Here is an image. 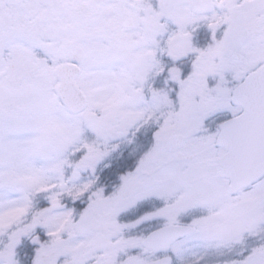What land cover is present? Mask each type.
Returning a JSON list of instances; mask_svg holds the SVG:
<instances>
[{"label": "snow or ice", "instance_id": "6c2138e0", "mask_svg": "<svg viewBox=\"0 0 264 264\" xmlns=\"http://www.w3.org/2000/svg\"><path fill=\"white\" fill-rule=\"evenodd\" d=\"M0 264H264V0H0Z\"/></svg>", "mask_w": 264, "mask_h": 264}]
</instances>
